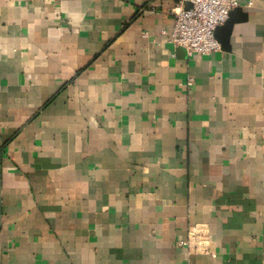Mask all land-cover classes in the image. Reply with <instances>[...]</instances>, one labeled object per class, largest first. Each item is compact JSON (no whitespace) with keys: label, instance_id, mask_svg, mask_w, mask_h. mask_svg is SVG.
Returning <instances> with one entry per match:
<instances>
[{"label":"crops","instance_id":"0c3cea01","mask_svg":"<svg viewBox=\"0 0 264 264\" xmlns=\"http://www.w3.org/2000/svg\"><path fill=\"white\" fill-rule=\"evenodd\" d=\"M177 1L0 0V264H264V0Z\"/></svg>","mask_w":264,"mask_h":264},{"label":"built area","instance_id":"2783aa9c","mask_svg":"<svg viewBox=\"0 0 264 264\" xmlns=\"http://www.w3.org/2000/svg\"><path fill=\"white\" fill-rule=\"evenodd\" d=\"M237 7L238 0H178L168 11L174 18L172 44L183 48L188 56L219 51L215 29L223 25Z\"/></svg>","mask_w":264,"mask_h":264},{"label":"water","instance_id":"95a60500","mask_svg":"<svg viewBox=\"0 0 264 264\" xmlns=\"http://www.w3.org/2000/svg\"><path fill=\"white\" fill-rule=\"evenodd\" d=\"M188 7H189V5L187 4L186 8H188ZM238 11H241V8H237V9L235 8L234 10H232L229 13L228 19L225 21V23L221 26H218L215 29L214 37L217 40V42L221 44V47L223 49H225L224 45L227 44V42H228L229 33L231 31V27H232L233 23L236 21L235 16H236Z\"/></svg>","mask_w":264,"mask_h":264}]
</instances>
